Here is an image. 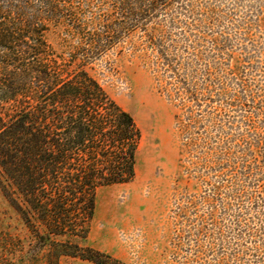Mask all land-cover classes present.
<instances>
[{
    "label": "rangeland",
    "instance_id": "obj_1",
    "mask_svg": "<svg viewBox=\"0 0 264 264\" xmlns=\"http://www.w3.org/2000/svg\"><path fill=\"white\" fill-rule=\"evenodd\" d=\"M66 5L79 34L46 36L66 58L121 16L114 0ZM169 8L84 66L141 140L134 179L97 191L77 242L108 264H264V0ZM43 245L0 187V264H96Z\"/></svg>",
    "mask_w": 264,
    "mask_h": 264
},
{
    "label": "trees",
    "instance_id": "obj_2",
    "mask_svg": "<svg viewBox=\"0 0 264 264\" xmlns=\"http://www.w3.org/2000/svg\"><path fill=\"white\" fill-rule=\"evenodd\" d=\"M114 1L120 18L66 58L46 36L66 21L78 31L67 0H0V187L43 247L96 264L108 263L77 241L97 191L134 179L141 131L84 66L180 0Z\"/></svg>",
    "mask_w": 264,
    "mask_h": 264
}]
</instances>
